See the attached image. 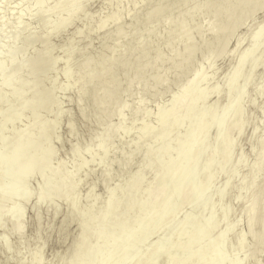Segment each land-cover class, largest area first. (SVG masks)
<instances>
[{
	"label": "bare ground",
	"instance_id": "1",
	"mask_svg": "<svg viewBox=\"0 0 264 264\" xmlns=\"http://www.w3.org/2000/svg\"><path fill=\"white\" fill-rule=\"evenodd\" d=\"M52 1L57 8L54 12V27L60 30L77 22L90 0ZM177 1L181 4H178V7ZM39 2L36 3L38 6L36 5L35 13L47 15L51 10L49 5L42 3V0ZM100 2L110 11L105 14L101 12L98 16L85 15L84 26L58 46L63 56L48 59L42 70L50 71L61 61L60 63L64 64V79H70L72 75L77 76L72 85L66 84L65 89L75 93L76 97L71 102L77 108L79 119L94 128L91 136L97 141L96 150L109 153L102 167L99 168V162L95 166V171L99 173L100 185L104 187L105 197L100 204L104 217L119 208L118 202L115 204L112 200L114 188L120 185L122 192L124 193L125 189L128 195H124L128 198V203L125 214H122L123 217L118 219L119 222L114 227L115 233L107 231L108 226L103 227L102 233L105 234L99 232L105 236L100 241L101 245L91 253L92 264H151L154 257L163 258L164 264H259L260 256L264 255V134L259 136L260 138L256 134L258 129L264 126V102L261 107L262 124L260 121L253 122L244 108L246 100L243 90L251 87L254 94L264 101V84L258 83V79L264 77V55L257 58V55L264 51V22L253 24L256 15L264 14V0ZM63 12L65 14L62 16ZM125 19H128V23ZM5 20L6 22L0 14V33L4 23L10 18ZM91 20L95 25L89 29L87 25ZM17 22L20 24L19 20ZM242 27L250 29L248 47L243 54L236 56L243 43L237 35ZM96 34H100L97 49L91 56L86 55L88 52L84 51L91 43L88 39ZM80 40L83 41V47L86 46L85 49L81 48L82 46L79 48L77 43H80ZM110 44L115 47V51L108 57L99 58L101 55H98L99 60L94 63L95 55L100 54V51L108 48ZM13 54L14 51L9 53L5 60L0 57L3 60L0 59L1 245L8 239V228H11L10 233L14 234L18 245L25 240L23 208L32 194L28 184L32 172L36 171L33 175L38 174L44 180L38 190V198L46 200L44 208L54 219L60 209L47 198L51 192L64 195L72 186V192L74 191L77 185L74 178L83 167L82 163H78V157L80 152H87L85 149L89 148L84 147L83 150L72 114L69 111H59L56 115L67 119L66 129L69 137L74 139V146L68 153L70 168H61L60 176L57 175L58 181L51 177L55 168L52 164L54 151L43 140L49 128L46 122L40 124L38 135L36 133L38 138H35V135L27 139L25 145L18 143L9 154L2 150L7 140L2 133L3 128L14 118L12 96L5 94L9 92L8 87L12 86L11 79H7V73L15 63L16 57ZM48 54L50 51L46 50L36 57L35 62L47 58ZM203 55L208 59L201 57ZM200 57L204 58L206 63L199 68L196 64ZM222 58L235 60L234 67L224 76L229 78L224 87L225 103L218 106L213 102L210 107L204 108L203 103L207 97L219 94V87L212 83V78L216 62ZM250 58L254 59L248 71H244L243 66ZM22 67L17 71L22 72ZM257 68H260V73L255 78ZM205 70L208 73H205ZM190 73L191 77L182 82L183 76L185 78V75ZM241 76L244 80L243 84L239 85L237 79ZM178 82L182 83L179 85ZM175 84H178V87L176 85L177 89L175 88L173 93L170 92L169 105L159 104L161 102L158 101L155 106V125L151 126L145 110V98L154 96L152 101L155 103L161 93L159 90L167 91L175 87ZM124 94L131 98L130 105L120 103L119 100ZM151 97L148 100H151ZM51 99L49 93H44L37 106L44 107ZM248 105L255 107L257 102L252 100ZM125 109L129 112V118L121 116L116 125H111L109 119L114 115L120 116ZM138 117L140 120L137 123L135 120ZM186 121L187 128L179 132L181 125ZM246 127H250L248 155L242 156L232 164L233 152ZM170 138V144L162 148L164 142ZM56 140H59L58 136ZM115 142L118 143L116 147L113 146ZM207 143L209 145L205 146ZM256 145H259L258 156L251 164L248 156L255 152ZM26 149L30 155L26 154L27 158L24 160L22 156ZM136 163L139 164L138 167L146 168L149 177L147 183L141 181V184H146H142L139 194L136 192V184H139L138 188L141 184L133 182L130 173L126 174ZM242 170L244 175L242 174L241 183L232 192L226 195L221 193L223 186L221 191L218 189L219 192L214 190L211 198L214 184L220 178L225 177L223 183L227 187ZM123 174L127 176L124 177ZM119 178L125 179L122 185L124 188L119 183L121 180L116 182ZM111 183H116L114 187L112 185L113 189L108 186ZM76 192L70 194L69 212L60 223L61 231L71 223L79 221V217L82 219L81 215L86 213V210L85 213L83 210L80 212L79 196ZM213 195L217 202L215 209L203 217L195 215L196 209L202 210L208 203H212ZM208 197L212 201H208ZM238 200H241V203ZM233 202L238 203L237 210L230 209ZM31 206H34V224H40L38 201ZM133 212H136V216ZM130 215L135 217L130 220L132 223L126 219ZM237 218L244 219L245 226L242 235L232 240L231 234L238 223ZM170 227L173 228L172 232ZM161 230H164L161 237L167 240L158 236L159 239L155 237L157 240L150 242L147 250H137V247L149 242ZM166 230L170 232V236ZM35 234L37 235L33 241L38 243L40 235L38 232ZM221 242L224 245H220ZM76 248L77 245H74L72 254ZM239 248H245L243 255L230 258L229 255ZM173 254L177 255L170 259ZM71 255L64 264H68Z\"/></svg>",
	"mask_w": 264,
	"mask_h": 264
},
{
	"label": "rangeland",
	"instance_id": "2",
	"mask_svg": "<svg viewBox=\"0 0 264 264\" xmlns=\"http://www.w3.org/2000/svg\"><path fill=\"white\" fill-rule=\"evenodd\" d=\"M39 1L41 0H2L0 1L1 16L4 18L5 22L7 20V19L5 20V18H8V19L10 18V20H8L7 23H4L5 25L2 28V31L0 33V57L3 58V60H5L7 59L9 53L11 54L13 53V51L15 54L14 57H16L14 61L15 62L14 66L10 67L7 73L8 74L7 79L9 80L11 79L12 86L8 87L9 92L6 93L4 91L5 94H8V96L9 95L10 97L12 96L11 104H12V112L14 114V118L10 123H8V125H6V128L5 126L3 128L2 133L5 134L4 136L7 137V140L5 142L6 144L4 143L5 147L4 149L2 148V150L5 153L9 154L11 149L13 150L14 147L18 143H21V145L23 144L25 145V142L27 139H30V137H34L36 133L38 135L39 126H41L40 124L43 122H46L49 128L47 130L48 131L47 134L43 136V140L45 141L44 143L51 146L52 150L54 151L52 152L54 154V157L52 158V164L55 168H53L54 171L52 174H54L55 176L51 175V177L53 179L56 178L55 180L58 181L59 178L57 177H59L60 173L62 172L61 168L68 167V170L70 168V165H69L70 159H69L68 153L74 146V139L70 138L67 132V129H66L67 119L64 116L56 115V113H58L59 111H64V112L69 111L75 120L74 122L76 123L77 133L79 134L77 135V137L81 138L79 140H81L82 142L83 150H84V147L86 148L89 147L88 149L90 150V152L88 149H85L87 150V152L85 151L80 152V155L77 161L78 163H82L83 167L81 168V170L77 173V175L74 178V181L77 182V185L75 186L74 191H73V192L77 191L76 193H78V196H79L78 198L79 206L78 207L79 209L81 208L80 212L81 210H83L85 213V210H86V213L84 216L81 215L83 217L82 219L81 217H79V221L77 220L71 223L70 225L67 226L65 230L61 231L60 223L66 218L69 212L70 198H71L70 194L73 193L72 192L73 186L70 187L72 189H67L68 191L69 190L70 191L69 192L66 191L64 195H61V193L56 194L52 192L49 194L47 199L51 200L60 209V213L53 219L50 217L51 216L50 213L47 212V210L44 208L46 205V200L38 198L39 196L38 190L43 185L44 180L41 179V177H39L38 174L33 175L36 171L32 172V175L29 177V182H28V184L31 187L30 189L32 190V194L30 198L26 200L27 202L25 203L27 204L24 205V208H23L24 209L23 212H24V225H25L24 227L25 228L24 229L25 230L24 231L25 240L21 241L22 243L20 242V244L18 245L17 240L15 241L16 238L14 234L10 233L12 232L10 230L11 228L10 229L8 228L9 230L7 232L8 237L6 236V239L7 238L8 239L7 241L5 239L6 242H4V244L3 242H2V245L0 244V264H64L67 258H69L70 255L72 254L73 252L72 248L74 245H77V248L74 251V253L71 255L72 258L68 260V264H92L93 258H92L91 253L96 248H98L99 245H101L100 241H102L101 240L102 237L105 236V235H102V234H105V233H102L103 227L108 226L107 231L109 232L111 231L114 232L116 230V228L114 227L119 222L118 219L122 218L123 215L125 214L124 211H126L125 207H127L126 203H128V198H127L128 195H126L125 189H124V193L122 192L123 189L121 190L120 185H118L119 186L118 188L115 185L116 189L114 188V193H113L114 198L112 200H113V203L115 204L118 202L117 205H119V208L117 209V211L114 210L115 212L112 211L113 213L112 214L110 213L109 216L107 215L106 217H104L105 215L102 213L101 211L102 209L100 205L101 202L104 201V197H105L103 195L104 187H102L103 186L102 184H101L102 186L100 185L99 173L95 171V166L97 165V162H99L98 163L99 168L102 167L107 157H109L108 155L109 153L96 150L97 141L95 140L94 137L91 136V134L94 132V128L90 126L89 124L82 122L79 119L77 115L78 114L77 108L71 102L76 97L75 93L72 90L65 89L67 87L66 84L68 86L70 84L72 85L74 81L77 79L76 78L77 76L75 77L72 75V78L64 79L62 75L64 71L63 70L64 64L60 63L61 61L57 63L55 68L50 71L42 72V70L46 66L48 59L60 57V55L61 57L63 56L62 55L63 53L59 49V47L66 39H68L73 34V32H75L76 30L84 26L83 24L85 23L83 19H85L84 18L85 15L87 16L88 14L89 15L92 14V16H95V15L98 16L99 13L102 12V14H105L109 12L110 9L107 7L104 8L100 0H90L87 3L86 7L84 8L82 15H80V18L77 22L70 24L67 27H64L63 29L56 30V28L54 27V25L56 24L54 12L56 11L57 8L55 7L54 2L52 0L50 1L42 0V3L46 4L47 6L49 5V8L51 10L50 12H48L47 15H38L35 13V8ZM177 2L178 3H176L177 4L176 6L178 7V4L179 5L181 4H180V1H177ZM39 6H40V2H39ZM124 8L125 6L122 9ZM64 14L65 13L63 12L62 16ZM18 20L20 21V24L17 22ZM126 20L128 21V19H125V21ZM16 22H17V25L15 24ZM263 22H264V14L262 13L256 15L253 19L254 25H259V24H262ZM125 24L126 23L124 22V25ZM94 25H95V22L91 20L90 23L87 25V27L89 29H92ZM249 30L250 29L248 27L247 28L242 27V29H240L239 32L237 33L238 38L243 43L241 44L240 48H238L236 56H240L246 51L248 47ZM45 35L46 37L44 38ZM99 35L100 34H98V36L97 34L93 35L91 36L90 39H88V41L91 42V43L89 42L91 44V49H90V44H89V46H87L89 49L86 48V50L84 51V53L88 52L86 53V55L88 54L92 55V52H95L94 50L97 49V42L100 37ZM263 36H264V32H263ZM82 40H80V43H77V44H79V48L80 46H82L81 48L85 49L86 46L83 47L84 44ZM84 41L86 44L87 39H85ZM112 44L115 46L114 43ZM112 44H110L111 46L109 45L108 48H105L104 50L100 51V54L96 53L97 54L95 55L96 57L93 55L95 57V59L93 58L94 59L93 62L94 63L95 61L97 62L99 60L98 57L99 58H103L106 56L108 57V55L113 53L115 51V47L112 46ZM46 50L50 51V54H48L47 58L39 60L38 62H35V59L38 58L37 56H41V54L45 53ZM98 55H101L102 57ZM263 55H264V51H262V53H259L257 55V58L258 57L262 58ZM201 57H205V59H208L206 58L207 56L205 55ZM200 58L196 64L198 65L199 68L200 66L202 67L203 65L205 66L204 62L206 63V60H204V58H201V59ZM253 59L254 58H250L244 64L243 66L244 71H248L250 63L252 62ZM234 64H235V60L234 59L228 60V58H222L221 61L216 62L215 64L216 66L214 68L215 71H214L213 78H212V83L216 84L219 87V94L217 96L207 97L203 103L204 108L210 107L213 104V102H216L218 106H222L225 103L226 97L224 94V87L228 83L229 78L224 77V76L234 67ZM19 67H22L23 71L22 69L20 70L22 72L17 71ZM206 71L207 70H205V73H208V71L207 72ZM98 73L100 74V72ZM98 73L96 74L97 77H98ZM258 73H260V68H257L255 70L254 77L257 76ZM191 74L192 73H190L187 76L185 75V78L183 76L182 78L183 80L181 79L182 82L188 79L189 77H191ZM243 80L244 78L242 76L239 77L237 79V84L242 85ZM182 82H178V84L179 83L181 84ZM248 83H250V81H248ZM258 83L264 84V77L259 78ZM178 84H175V87L170 86L171 88H169V90L167 91L165 89L164 91L159 90L161 91V93L159 91L158 93H160L161 95L159 94V99L157 96L158 100L155 98L157 100V101L155 100L156 102L154 101L155 103H153L152 101L153 100L152 98H154V96L152 97L150 96L151 100L150 99L148 100V98H150L149 96L146 98L144 97L145 95L143 96V98H145V101L147 103V104L145 103V110L149 116L148 122L151 126L155 125V116H156L155 106L157 105V103H159L158 101L161 102L159 104L163 103L162 105L168 106L169 100H170V99L168 100V98L171 97V95L169 94L173 93L175 91V88L177 89ZM44 93L50 94V97H52L51 102L48 105H45L44 107L43 106L38 107L37 104L44 97ZM139 94L138 96L136 95L137 98L139 97ZM243 95L246 100L244 103L245 105L244 108L247 111V113L250 115L251 120L253 122H258V123L260 121L261 123V120H262L261 107L263 106L264 101L260 100V98L254 94L251 87H246V89L243 90ZM140 96L142 97V95ZM130 99L131 98L127 97V95L124 94L120 98L119 101L121 104L129 103L128 105H130V102H131ZM252 100L257 102V105L255 107H250L248 105L249 102ZM246 102H248V104ZM126 108H128V106ZM128 114L129 112L126 111L125 109V111L123 110L120 116L119 115L112 116L111 119H109L110 120L109 123L111 125H116L121 116L125 118L127 117L129 118ZM139 120L140 118L138 117L135 121H137L138 123ZM55 124L57 128H55ZM187 126H188V121L183 122V124L181 125L179 129V132H183L187 128ZM263 127L262 128L260 127L258 129L257 134H256L258 137L259 136L261 137L262 134H264ZM37 135L35 136V138L36 137L38 138ZM56 136L59 137V140L55 141ZM249 138H250V127H246L241 134V139H240L238 146L235 148L233 152L234 154H233L232 164L238 159H240L242 156L248 155L247 152L249 151V146H250ZM36 141H39V140L37 139ZM170 142H171V138L166 140V142H164L162 148L168 146ZM117 145H118L117 142L113 144L114 147H116ZM208 145L209 143H207L205 146H208ZM258 148H259V145H256L255 152L251 156H248L251 164L253 160L257 159ZM28 152H29L28 149H26V151L23 152L24 155L22 156V159L25 160V157L27 158L26 154L30 155L29 154L30 152L29 153ZM202 162H203V159L200 160V163ZM138 165L139 164L136 163L135 166L133 167L131 166L129 168V171H127L126 174L128 175L130 173L131 177L133 176L132 179H133V182L135 183L139 182L141 184V181L142 182L145 181L147 183L149 181V177L146 173L147 170H145L146 168L144 167L143 168H140V166L138 167ZM126 174H123L124 177L127 176ZM242 174L244 175L243 170L239 171V173L236 174V176L233 178L231 184L227 187H225V184H224L225 182L223 181L225 177L220 178L216 182V184H214L215 188H213L210 194L211 198H212V194H214L213 193L214 190L218 191V189L220 190V188H223V186L224 188L221 189L222 190L221 193H224L226 195L232 192L238 186V184L241 183V177L243 176ZM120 178L116 182L118 183L119 180H121L123 183L121 181L119 183H121V186H122L124 184L125 179L123 178L120 179ZM146 183H142V184L145 185ZM114 184L116 183H111V185L109 184L108 185L109 188L110 186L112 187V185L114 187ZM141 185L138 188L139 184H136V188H137L136 192L138 194L142 190L143 185L142 186ZM36 193H37V196H36ZM124 195H126L127 197H125ZM211 198L208 197L207 200L210 201ZM125 200L127 201L125 202ZM212 200H211L212 203L211 204L208 203L209 205L206 207L203 206L204 208L202 207L203 208L202 210H200L201 208L196 209L195 215L203 217L209 211L214 210L215 207L217 206V202L215 200L214 195H213ZM37 201L40 207L39 209H40L41 221L39 222L40 224L36 225L34 224L35 222L34 212L32 210L34 206H31V205H34ZM238 201H240L241 203V200H238ZM237 204L238 203H235V202L230 204V209L235 210L234 208H236L237 210V207H239V205L237 206ZM135 213H134V216H136ZM128 217L129 218H126L129 220V221L127 220V222H131L132 221L131 219L135 218L133 217V215H130ZM179 217L180 215L178 216V218ZM176 220L178 221V219ZM237 220H238V223L236 225V228L232 231V234H231L232 240H236L242 235L243 229L245 226L244 219L237 218ZM174 225L172 226L174 227ZM35 226L38 228L37 231H36ZM171 227H170V230L172 232L173 228L171 229ZM107 231L106 233L109 234ZM163 231L164 230L158 231L160 233H157L156 234L157 236L152 237L149 240V242H146L147 244L145 243L144 245L137 247V250L141 252L147 250V248L150 246L149 244H151L150 242L153 243L154 240L156 241L157 240L156 238H158V236H160V239L164 238V240H167V238L163 236L161 237V235L164 234ZM36 232H38L39 233L38 235H40L38 243H34L33 241L34 236L37 235L35 234ZM99 232L102 234L100 235ZM168 233L170 232H167V234ZM95 234H97L96 236L97 238L94 236ZM223 242L225 243V241ZM221 243L220 245H224V243L223 244ZM244 250L245 248L236 249L235 252H233L229 256L230 258L234 256L241 257L244 253ZM176 255L177 254H173V256H171L170 259H172V257H175ZM159 261L160 262L162 261V262L160 263ZM163 261H164L163 258L154 257L151 260V264L152 262H154V264H162V263L164 264ZM258 263L264 264V255L260 256ZM188 264H193V262H190Z\"/></svg>",
	"mask_w": 264,
	"mask_h": 264
}]
</instances>
